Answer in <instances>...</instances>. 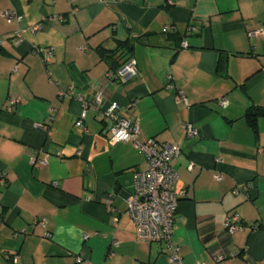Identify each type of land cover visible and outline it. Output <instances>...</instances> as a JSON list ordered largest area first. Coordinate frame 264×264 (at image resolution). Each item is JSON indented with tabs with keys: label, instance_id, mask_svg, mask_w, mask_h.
<instances>
[{
	"label": "crops",
	"instance_id": "1",
	"mask_svg": "<svg viewBox=\"0 0 264 264\" xmlns=\"http://www.w3.org/2000/svg\"><path fill=\"white\" fill-rule=\"evenodd\" d=\"M255 29L264 32V0H0V264H173L161 243L136 238L126 210L145 156L130 140L109 145L94 109L78 127L80 103L60 95L69 89L116 103L137 120L139 142L180 147L172 242L182 264H264V115L255 128L246 117L264 108ZM38 48L51 50L48 63ZM128 58L137 74L109 79ZM233 215L243 227L228 233Z\"/></svg>",
	"mask_w": 264,
	"mask_h": 264
},
{
	"label": "built area",
	"instance_id": "2",
	"mask_svg": "<svg viewBox=\"0 0 264 264\" xmlns=\"http://www.w3.org/2000/svg\"><path fill=\"white\" fill-rule=\"evenodd\" d=\"M111 3L121 2L122 0H108ZM4 15L7 17L14 16L17 21L22 19L21 15L6 10ZM30 26V30L35 33L40 30L42 22ZM165 30H173L171 25L166 26ZM261 29L250 30V36L262 35ZM15 34L21 38L22 31L16 30ZM186 41L181 42V47H187ZM42 56L44 63H48L52 57L50 49H36ZM16 70V67L13 68ZM137 74L136 61L129 58L122 65L107 73V77L114 81H126L130 77ZM61 96L73 97L80 103L81 108L76 119V125L85 130L84 119L88 109H94L98 115L102 116L107 122V143L114 145L119 141H133L146 158L147 166L143 171H137L134 177V190L127 199V213L129 214L134 227L136 238L149 242L161 243L168 256V259L173 264H182L180 255V247L172 242V225L175 218V212L178 201L184 191L177 188L178 175L172 166V160L180 154V147L171 143H161L155 137L148 138L143 142H139L137 137L140 133L136 119L126 118L120 115L119 107L116 103H111L107 107H101L102 94L96 93L91 102L87 101L81 95H73L72 89L66 92H60ZM176 100H184V95L178 93ZM19 102V97L10 98V108ZM223 105L225 99H220ZM135 101H131L128 108H134ZM186 136H194L196 130L190 123L184 125ZM77 154L81 155V149L78 148ZM30 163L39 167L46 163V159H40L35 155L30 156ZM192 165L190 164L189 167ZM217 181L222 180L221 172L215 173ZM7 174L5 171L0 173V185L6 183ZM233 193L241 195L244 199L249 198V193L246 188L236 186L233 188ZM117 218L114 219L116 223ZM44 225V221L39 222ZM226 230L232 233L235 230L242 228L239 223V218L236 215L227 217L225 220ZM116 244V242H115ZM223 256L216 257L217 260Z\"/></svg>",
	"mask_w": 264,
	"mask_h": 264
},
{
	"label": "trees",
	"instance_id": "3",
	"mask_svg": "<svg viewBox=\"0 0 264 264\" xmlns=\"http://www.w3.org/2000/svg\"><path fill=\"white\" fill-rule=\"evenodd\" d=\"M172 31V30H171ZM171 31H169V30H165V32L166 33H170ZM139 38H141V36L140 37H138V40H139ZM184 40V39H183ZM182 40V41H183ZM181 41V42H182ZM184 41H186V40H184ZM123 45H124V42L122 41V42H120L119 43V47L121 48V47H123ZM129 59V58H128ZM127 59V60H128ZM113 69H116V68H113ZM262 115H264V108H256V109H254V110H250V111H248L247 113H246V117H247V119L250 121V124H251V126L253 127V128H255V125H254V120L258 117V116H262Z\"/></svg>",
	"mask_w": 264,
	"mask_h": 264
},
{
	"label": "water",
	"instance_id": "4",
	"mask_svg": "<svg viewBox=\"0 0 264 264\" xmlns=\"http://www.w3.org/2000/svg\"><path fill=\"white\" fill-rule=\"evenodd\" d=\"M107 130V129H106Z\"/></svg>",
	"mask_w": 264,
	"mask_h": 264
}]
</instances>
